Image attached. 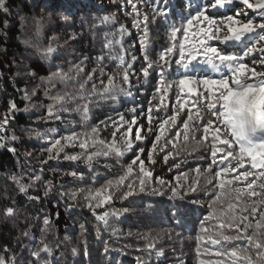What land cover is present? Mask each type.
<instances>
[{
	"label": "trees",
	"instance_id": "16d2710c",
	"mask_svg": "<svg viewBox=\"0 0 264 264\" xmlns=\"http://www.w3.org/2000/svg\"><path fill=\"white\" fill-rule=\"evenodd\" d=\"M172 3L175 7L165 9L171 15V20L166 23L162 17L151 19V7L155 6V0L151 6L148 5L147 0L137 2L139 17L136 14H127L132 9L126 0L123 6L120 0H6L8 12L0 10V117H4L8 112L10 101H14L19 110L15 112L10 123L0 130V135L8 140L7 146H0V257L7 260L15 255L18 264H32L35 258L31 255V250L37 247L43 248L47 244L51 248V254L42 252L41 256L49 261V264H137V257H143L147 264H217V261H222V264H233L230 253L234 247H251L246 239L212 243L217 238L215 235L217 232L236 235L239 231V234H245L242 229L228 228L225 224L230 211H234L238 216L247 214L240 211V201L233 200V209L230 210L228 201L217 200V196L221 195L219 188L221 180L233 179L245 170H252L249 159L245 157L241 166L231 156L226 155L228 151L226 145L216 142L217 148L223 151L217 152L216 163H213L211 154L213 130L219 127L223 132V125L201 108L203 98L201 102L195 100V96L203 90L202 86L192 94L180 93L175 85L166 93H157V87H161L159 69L157 68L156 71L149 69L147 80L140 71L142 64L147 67L144 51L149 53L150 59L156 60L166 45L184 42L182 29L177 33L175 40L170 39L171 29L168 25L175 21L179 27V13L185 8L187 0H172ZM234 11L249 16L255 15L253 9L247 8L240 3V0H234L227 8L221 9V13L228 15H233ZM143 15H149L150 22H144ZM104 16L111 18L109 23H100ZM212 18L219 21L223 16L217 15ZM235 18L239 19L240 16L237 15ZM137 19L141 21V27L143 23L149 24L144 51L140 43L144 33L133 27L134 20ZM256 20L259 22L261 18L257 16ZM5 23L8 24L7 28L4 26ZM121 26L126 30L123 36L119 33ZM38 27L39 31H37ZM196 27L194 25L192 31H195ZM198 27L207 28L206 22L202 21ZM226 27H221L218 33L221 39ZM207 30L211 32L216 28H207ZM106 32L116 33L114 37H108L113 41L111 50L105 47ZM200 39H203V36L197 32L195 38L190 34L186 43H198ZM116 40H119L120 44H116ZM206 43L219 46L220 41L213 38ZM48 47L55 49L50 56L44 54V49ZM110 54L123 55L126 63L121 65L119 60L109 59ZM101 56L104 59L97 63ZM133 56L136 57L134 62ZM175 58H178V55ZM262 61H264V53L254 51L244 58L243 63L252 71L264 72ZM128 63L132 64L129 77L132 84L131 96L121 94L117 102H113L102 100L92 94L93 85L98 91L102 90L107 85L109 77L114 83L128 89L129 86L122 82L123 70ZM75 65H80L83 71L77 73ZM58 67L69 72L73 78L65 82H57L52 94L68 92L76 99L65 104L69 110L61 111L59 120H41L40 116L48 114L47 106L52 103L45 96L47 80H41V77L47 78L52 72L57 71ZM208 67L209 78L230 79V72L226 74L211 63ZM174 68L175 65L169 71L174 73ZM101 70L104 72L103 76ZM30 73L35 74L34 78ZM89 76L92 79H89ZM249 77L250 82L255 81L250 73ZM203 78L206 77H201ZM137 79L141 81L139 84L136 83ZM169 79H175L174 74L169 76ZM33 89L36 95L32 96L31 100H25V91L31 94ZM178 93L180 102L184 103V107L179 111L176 110ZM149 101L152 102L154 114L151 132L148 131L149 120L146 115ZM85 104L88 105L87 119L82 111L76 110L80 105ZM133 108L136 109L135 112L132 111ZM121 115L127 121L135 118L141 125L140 131L146 135V139L143 142H135L134 149L144 147L142 158L146 166L153 171L154 177H162L176 183L177 176L187 175L188 180L182 181L183 183H191L196 179L199 185L206 189L190 195V198H198L200 205L187 206L188 214L184 219L189 221V226L177 227L176 222L172 220L171 210L164 207L165 201L173 203L168 201L166 196L141 195L135 198L130 206L132 210L126 214V218H121L122 222H113L112 227L118 228L120 234L112 236V228L106 229L103 223L84 207V194H78L75 200L60 197L59 192L65 190L60 188L61 184H64L66 189L98 188L106 179H112L120 173V164L115 157H100L99 162H94L93 168L89 170L82 162L64 160V153H60L58 160H49L44 148L52 147L53 138L61 139L72 131L91 136L93 127L98 130V139L110 142L115 128L111 122L105 125L101 124V121H106L107 117L111 116L118 124ZM189 115L193 117L189 121L190 125L193 127L200 125L197 138L203 140L205 147L199 148L196 152L177 154L184 143L183 125L188 121ZM171 116L177 117L175 125L171 121L165 125L167 131L160 145H164L167 139H171L172 142L167 144L163 152L159 151L158 146L153 156L157 162L154 165L149 164L147 154L155 142V135L159 134L158 125ZM207 119H212L213 125L212 130L205 135L203 128L207 127ZM51 128H56L57 132L50 133ZM124 130L126 129L121 131ZM37 131L47 133L49 139H37L35 137ZM135 131L136 128L133 126V135ZM120 134L116 132L117 140ZM13 135L16 140H11ZM224 138L221 135V139ZM62 143L65 141L62 140ZM12 147L16 149L15 154L9 151ZM232 148L236 152L239 151L237 145H232ZM64 151L74 154L81 150L77 143L76 147L66 146ZM169 152L171 155L166 163L164 156ZM133 158L134 153L128 152L120 163L127 165ZM41 161L47 163L42 164ZM175 164H179L180 167L176 168ZM230 164L234 167V171L227 174L222 172L220 177L215 176L217 171L229 167ZM77 165L79 173L83 175L82 180L65 175L66 172L77 170ZM197 168L200 169V174L194 171ZM95 172L102 174L97 178L99 183L92 179V174ZM12 174L21 178L24 184H32L27 194L20 192V185L11 180ZM37 176L39 180L36 179ZM208 180H211L210 184ZM49 181H52L55 187L48 196H45V185ZM246 183L243 180H233L234 187H246ZM30 196H36L38 199L30 200ZM175 203L183 209L185 202L177 200ZM69 205L75 206L69 207ZM148 205H151V208ZM113 206L129 207V203L114 200ZM8 207L14 208V214L11 216L6 214ZM210 213L212 215L209 218ZM45 217L50 220L47 226L43 223ZM257 218L249 217L253 226ZM201 220L204 221L203 228H201ZM81 224L85 225L84 230H81ZM222 224L224 227H221ZM97 229L100 230L99 237L96 235ZM252 231L253 229H248L247 234H251ZM24 233L28 235L25 236ZM145 235L156 238L154 243L157 250L163 251L162 256L157 257L154 252L149 256L141 251L147 243L143 238ZM198 236H203V239L198 240ZM106 244L109 248L108 252H105ZM73 249H76L75 255ZM217 251H222L225 255L217 257L215 255ZM249 254L255 259L254 251H250ZM235 264H244L239 253Z\"/></svg>",
	"mask_w": 264,
	"mask_h": 264
},
{
	"label": "snow or ice",
	"instance_id": "6c2138e0",
	"mask_svg": "<svg viewBox=\"0 0 264 264\" xmlns=\"http://www.w3.org/2000/svg\"><path fill=\"white\" fill-rule=\"evenodd\" d=\"M137 2L139 0H126V3L131 5L132 11L127 13L128 15L136 14L137 17L140 16V12L137 9ZM153 0H147L149 6L152 5ZM234 0H187L185 8L179 13L180 25L177 23L169 24L168 27L171 29L170 39L175 40L177 33L181 32L184 37V42L173 43L171 45H166L164 50L159 53L158 59L152 60L149 57V53L145 50V37L147 36V29L149 27L148 23H143L141 27V21L139 19L134 20L133 27L137 28L138 31L144 33L141 36V49L144 51V60L147 61V67L141 65L140 71L143 73L145 80L149 77V69L156 71L159 69L158 76L161 87H157V93H166L168 89H171L174 85L178 88L180 93L192 94L196 92L199 86H202L203 90L200 91L196 96L195 100L201 102L202 98L204 102L201 104V108L208 112L215 120L223 125V132L219 127L213 130L211 144V154L213 157V163H216V154L218 151H223V149L217 148L216 142L228 147L226 153L227 156H231L233 160H236L241 166L244 162L245 157L249 159L252 170H245L240 174H237L233 179L221 180L219 183V188L221 189V195L217 196V200L226 199L228 201V208L233 209V200L240 201V211L242 213L246 212V215H236L234 211L228 213L225 224L228 228L235 227L237 230H243L244 235H224L217 232L216 239L212 241L213 244H219L220 241L231 242L241 239H246L248 245L251 247L246 248H233L230 256L232 257L233 264L237 259L238 253L240 257L243 258L244 264H264V143L256 144L252 146H247L246 143H242L241 139L238 138L236 133V121L234 117V112L237 106L243 107L247 106L249 111H254L258 123L264 127V72L252 71L246 67L243 63L245 57H248L254 51H260L264 53V0H240V3L245 5L247 8L253 9L255 13L254 16H249L246 14L237 13L234 11L233 15H228L226 13H221V9L227 8L228 5L232 4ZM121 6L124 5L125 0H120ZM175 7L172 0H155V6L151 7L152 20L156 17H162L167 23L171 20V15L166 12L165 9H170ZM0 10L5 13L8 12L6 6V0H0ZM258 10V11H257ZM222 15L223 18L219 21L213 19L212 17ZM239 15L240 18L235 17ZM259 16L261 20L257 22L256 17ZM110 17L104 16L101 20V24H107L110 21ZM142 20L144 22H150L149 15H143ZM206 22L207 28L215 27V31L209 32L207 28H199L198 25L201 22ZM39 25V22H37ZM197 26L195 31H192L193 27ZM238 25V26H234ZM5 28L8 24L5 23ZM226 27V32L223 38L218 35L221 27ZM95 27V26H94ZM39 31V27L37 28ZM126 30L121 26L119 33L121 36L124 35ZM197 32L202 34L203 39H200L198 43H186L189 40V36L193 38L196 37ZM105 47L111 50L113 41L108 39L109 36H115L116 33H105ZM220 41L219 46H212L206 41L213 40ZM116 44H120L119 40L115 41ZM251 44V47H249ZM259 46V48L257 47ZM174 50L176 53L174 54ZM55 49L48 47L44 49L45 55H51ZM242 53V54H241ZM178 55V58L175 56ZM104 59L103 56L99 57L97 63H100ZM109 59L119 60L121 65H124L125 58L123 55H109ZM133 62L136 57H132ZM264 62V61H262ZM209 63L213 66H218L220 71L230 72V79L227 78H209L210 69L208 67ZM255 63V60H253ZM83 64V61H81ZM155 65V67H154ZM175 65L174 73L170 72L169 69L173 68ZM75 71L77 73L83 71L80 65H75ZM132 64L128 63L123 70L122 82L128 85L129 88L125 89L120 84L114 83L111 77L108 78V83L102 90H97L96 86L93 85L92 94L94 96H99L100 99L105 101L117 102L118 97L123 94L124 96H131L132 93L130 88L132 87L130 77V70ZM71 71V70H70ZM255 78L254 82H250V77ZM174 74L175 79H169V76ZM101 75L104 72L101 70ZM30 76L34 78L35 74L30 73ZM201 77H206L201 79ZM73 77L69 72L63 71L62 68L58 67L57 71L52 72L47 78L41 77V80H47V87L45 88V96L48 97L52 103L47 106V115H41V120H59L61 111H68L69 109L65 107V104L76 99L75 96L68 92L52 94V90L56 87L57 82H65ZM92 79L91 76L88 77ZM141 81L137 79L136 83L139 84ZM103 83V81L101 82ZM83 87V85H81ZM36 92L33 89L32 93L29 94L25 91L24 99L31 100L32 96H35ZM177 105L176 109L179 111L184 107V103L180 102L179 93L177 94ZM156 97L154 96L153 99ZM163 98V97H161ZM187 103V101H185ZM219 106V107H217ZM152 102L149 101V108L146 113L149 120L148 131L151 132L153 129V112H152ZM17 105L14 101L9 102L8 112L4 117H0V130H3L6 125L10 123V120L14 117L16 111H18ZM77 111H82L85 119H87L88 105H80ZM27 111V108L25 109ZM133 112L136 111L135 108L132 109ZM200 109H198V112ZM177 117L171 116L169 119H165L162 123H159V134L155 135V142L151 146V150L147 154V160L149 164H155L157 161L153 158L154 153L157 151L159 146V151L163 152L167 144L171 143V139H167L164 145H160L162 138L165 137L166 129L165 125L169 124V121L175 125ZM193 119L192 115L188 116V121L184 122L183 125V145L181 149L178 150L177 154L196 152L199 148L205 147L203 140L197 138V132L200 131V125L192 126L189 121ZM111 122L115 128L113 132L112 141H106L103 139H98V130L93 127L91 133L93 135L89 136L79 132L72 131L67 136H62L61 139H52V147H45L44 151L48 153V159H60V153H64L63 159L74 162H82L86 164L91 170L93 168L94 162L98 163L100 157L110 158L115 157L117 163L120 164V173L112 179H106L100 187L98 188H74L66 189L64 184L60 185V188L65 189L60 191L59 195L63 199L67 197L70 200H75L78 194H84L83 199L85 201L84 207H86L90 212L96 216L99 222H102L104 227L112 228V236H118L120 230L118 228L112 227L113 222H122L121 218H126V214L129 213L131 205L135 201L136 197L143 195L144 197L159 196L167 197L168 201L173 203L164 202V207L171 210L172 220L176 222L177 227H187L189 226V221L185 220L184 217L188 214V205L199 206L200 201L198 198H190L193 193L198 194L199 191L206 190L202 185H199L198 180L194 179L191 183H183L182 181H187L188 176H177L176 183L167 181L162 177H154L153 171L146 166L145 160L142 158L144 153V147H140L138 150L134 149V144L137 141L143 142L146 139V135L142 134L140 131L141 125L137 119L133 118L131 121L125 120L123 115L119 116V123L114 120L111 116L107 117L106 121H101V124H107ZM207 127L203 128V133L207 135L210 130H212L213 120L207 119ZM133 126H135L136 131L133 135ZM122 129H126L121 131ZM50 133H56V128L49 129ZM116 132H120L119 140L116 139ZM179 135V133H177ZM221 135L225 138L221 139ZM84 137L83 139L81 137ZM35 137L37 139L48 140L49 136L47 133H41L39 131L35 132ZM17 138L13 135L11 140H16ZM62 140L65 143H62ZM91 140V143H89ZM8 140L3 135H0V146H7ZM80 148L79 153L69 154L66 153L65 147L71 146ZM232 145H237L239 151L236 152ZM175 148V145H173ZM53 149H55V154H53ZM90 149H94L91 150ZM9 151L15 154L16 149L14 147L9 148ZM133 152L134 158L127 165L120 163L122 158L126 153ZM30 155V154H29ZM169 155L164 156V160L167 163ZM42 164H46L47 161H41ZM179 168V164L174 165ZM105 167H109L105 165ZM172 170L171 167L169 169ZM234 167L229 165V167L222 168L221 171L215 173L216 177H220L222 172L227 174L230 171H234ZM254 170V171H253ZM43 171V169H42ZM197 174H200V169L194 170ZM65 175H70L74 179H83V175L79 173L78 165L77 170L66 172ZM102 176L101 173L95 172L92 174V179L94 182L99 183L98 177ZM253 177V179H249ZM11 180L20 185L19 190L22 193L27 194L28 190L32 187V184H24L22 179L17 175L12 174L10 176ZM39 180V176L36 177ZM233 180L235 181H245L246 187H234ZM33 184L35 181L32 182ZM211 183V180H208ZM55 185L52 181H49L45 185L44 195L48 196L49 192L54 189ZM131 198V199H130ZM30 200L38 199L36 196H30ZM114 200L128 201L129 207L116 208L113 206ZM185 202L183 209L180 205H177L175 201ZM215 203V202H214ZM75 205H69V207H74ZM259 206V211H258ZM151 208V205H148ZM102 210V211H98ZM6 214L11 216L14 214V208L8 207L6 209ZM209 214V218L211 217ZM257 218L255 226L249 220V217ZM45 226L49 225L50 220L45 217L43 220ZM204 221L201 220V228H203ZM224 227V224L221 225ZM81 230L85 229V225H80ZM248 229H253L251 234L248 233ZM25 236L28 233H24ZM97 237L100 236V230L96 231ZM131 235V233H129ZM147 242L145 247L141 249L142 252H146L149 256L154 252V254L159 257L163 255L162 250H157L154 243L155 237L145 235L143 237ZM67 239V237L65 238ZM197 239H203V236H198ZM43 243V242H42ZM109 248L106 244L105 252H108ZM250 251L255 252V259L250 255ZM51 254V248L45 244L43 248H34L31 250V255L35 258L32 264H49V261L42 258L41 253ZM73 254H76V249H73ZM217 257L225 255L222 251H217L215 253ZM0 264H18V260L13 255L7 260L4 257H0ZM137 264H147V261L143 257H137ZM217 264H222V261H217Z\"/></svg>",
	"mask_w": 264,
	"mask_h": 264
},
{
	"label": "clouds",
	"instance_id": "9594fccd",
	"mask_svg": "<svg viewBox=\"0 0 264 264\" xmlns=\"http://www.w3.org/2000/svg\"><path fill=\"white\" fill-rule=\"evenodd\" d=\"M236 121V133L242 142L254 140L259 132H264V127L258 123L254 111H249L247 106H237L234 112Z\"/></svg>",
	"mask_w": 264,
	"mask_h": 264
},
{
	"label": "rangeland",
	"instance_id": "374dc122",
	"mask_svg": "<svg viewBox=\"0 0 264 264\" xmlns=\"http://www.w3.org/2000/svg\"><path fill=\"white\" fill-rule=\"evenodd\" d=\"M242 143H246V145H256V144L264 143V132L257 133L254 140H252L251 142L244 141Z\"/></svg>",
	"mask_w": 264,
	"mask_h": 264
}]
</instances>
